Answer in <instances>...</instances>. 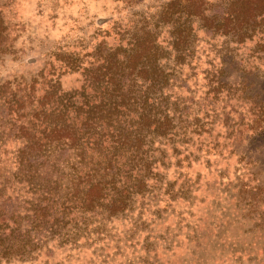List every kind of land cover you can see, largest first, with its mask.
<instances>
[{"label":"trees","instance_id":"1","mask_svg":"<svg viewBox=\"0 0 264 264\" xmlns=\"http://www.w3.org/2000/svg\"><path fill=\"white\" fill-rule=\"evenodd\" d=\"M154 1L88 51H55L35 74L0 83V264L116 242L106 228L125 219L133 238L142 219L191 205L200 176L184 169L264 142V0ZM11 52L0 10V57ZM71 75L78 86L65 89ZM248 154L211 185L225 197L219 231L236 221L264 231V170ZM221 238L214 247L239 248Z\"/></svg>","mask_w":264,"mask_h":264},{"label":"rangeland","instance_id":"2","mask_svg":"<svg viewBox=\"0 0 264 264\" xmlns=\"http://www.w3.org/2000/svg\"><path fill=\"white\" fill-rule=\"evenodd\" d=\"M155 8L154 0H138L133 6L126 5L125 0H0L8 42L12 44V52L0 57V83L35 74L55 51H88L110 31L114 20L124 24L122 20L153 12ZM62 82L65 89L78 86L77 76H65ZM257 91L264 96V79L257 82ZM232 145L224 149V159L215 161L211 157L208 164L200 161L184 169L183 173L187 170L192 180L200 176V186L189 197L191 205L177 202L172 214H163L161 220L152 224L142 219L140 232L130 239V219L115 221L106 230L116 242L107 240L96 246H84L76 252H57L49 262L41 258L33 264H264V231L253 233L252 224L243 221L231 224L235 226L230 229L222 224L220 231L211 223L214 217L216 224L220 222L219 210L225 199L216 192L215 186H211L218 182L215 181L218 171L224 174V179L225 176L233 179L239 166L237 159L245 152L251 159L258 160L264 170V142L245 147ZM169 178L172 179V173ZM158 206L162 208V204ZM130 217L137 218V211ZM195 232L198 233L196 241ZM159 236L161 239L157 242L155 238ZM161 236L169 238L167 245L162 242L166 237ZM225 237L237 239L241 250L230 246L225 239L222 241ZM217 238L226 243L214 247L219 243ZM146 244L150 247L144 249ZM161 244L168 247L167 251ZM154 248L157 254L147 255ZM230 248L241 254L233 253Z\"/></svg>","mask_w":264,"mask_h":264}]
</instances>
